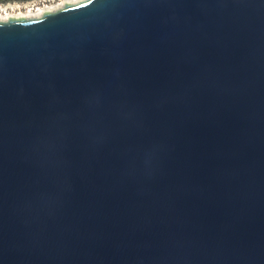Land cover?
I'll list each match as a JSON object with an SVG mask.
<instances>
[{
	"label": "water",
	"instance_id": "water-1",
	"mask_svg": "<svg viewBox=\"0 0 264 264\" xmlns=\"http://www.w3.org/2000/svg\"><path fill=\"white\" fill-rule=\"evenodd\" d=\"M0 264H264V0L1 20Z\"/></svg>",
	"mask_w": 264,
	"mask_h": 264
},
{
	"label": "rangeland",
	"instance_id": "rangeland-1",
	"mask_svg": "<svg viewBox=\"0 0 264 264\" xmlns=\"http://www.w3.org/2000/svg\"><path fill=\"white\" fill-rule=\"evenodd\" d=\"M74 0H39L35 6L32 7H24L22 6L19 9H11L5 7L6 2H0V18L2 20H5L11 16H22V15H28L29 12L34 13L36 9L41 8L42 12L50 10L64 2H73ZM31 13V14H32Z\"/></svg>",
	"mask_w": 264,
	"mask_h": 264
},
{
	"label": "bare ground",
	"instance_id": "bare-ground-1",
	"mask_svg": "<svg viewBox=\"0 0 264 264\" xmlns=\"http://www.w3.org/2000/svg\"><path fill=\"white\" fill-rule=\"evenodd\" d=\"M77 1H80V0H74L72 3L77 2ZM32 6H35V5H27L26 7L29 8V7H32ZM10 8H11V9H19V8H21V6H20V5H11ZM40 12H42V10H41V8H38V9L35 10L34 13L29 12L28 15L31 14V13H32V14H37V13H40ZM1 20H2V18H0V21H1Z\"/></svg>",
	"mask_w": 264,
	"mask_h": 264
},
{
	"label": "trees",
	"instance_id": "trees-1",
	"mask_svg": "<svg viewBox=\"0 0 264 264\" xmlns=\"http://www.w3.org/2000/svg\"><path fill=\"white\" fill-rule=\"evenodd\" d=\"M0 1H14V0H0Z\"/></svg>",
	"mask_w": 264,
	"mask_h": 264
}]
</instances>
